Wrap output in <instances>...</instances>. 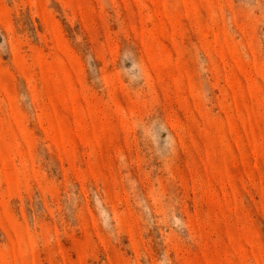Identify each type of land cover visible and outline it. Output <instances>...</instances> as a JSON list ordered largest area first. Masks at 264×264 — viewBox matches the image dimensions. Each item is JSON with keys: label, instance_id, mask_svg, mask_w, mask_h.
I'll return each mask as SVG.
<instances>
[{"label": "rangeland", "instance_id": "obj_1", "mask_svg": "<svg viewBox=\"0 0 264 264\" xmlns=\"http://www.w3.org/2000/svg\"><path fill=\"white\" fill-rule=\"evenodd\" d=\"M0 264H264V0H0Z\"/></svg>", "mask_w": 264, "mask_h": 264}]
</instances>
